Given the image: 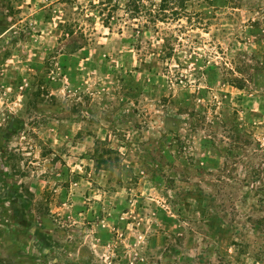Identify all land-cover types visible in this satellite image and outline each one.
I'll use <instances>...</instances> for the list:
<instances>
[{
  "label": "rangeland",
  "instance_id": "1",
  "mask_svg": "<svg viewBox=\"0 0 264 264\" xmlns=\"http://www.w3.org/2000/svg\"><path fill=\"white\" fill-rule=\"evenodd\" d=\"M113 2L0 0V264H264V0Z\"/></svg>",
  "mask_w": 264,
  "mask_h": 264
},
{
  "label": "trees",
  "instance_id": "2",
  "mask_svg": "<svg viewBox=\"0 0 264 264\" xmlns=\"http://www.w3.org/2000/svg\"><path fill=\"white\" fill-rule=\"evenodd\" d=\"M121 1V2H120ZM185 0H159V2L154 6V4L149 3V5H153L154 8L150 6H145L141 0H114L113 4H111V8L115 6L122 5L126 13H130L134 19H138L140 12L144 9L145 19L140 23V26H147L148 23L155 25L157 21H166V19L179 20L180 15L184 12V4ZM121 3V4H120ZM186 17V16H185ZM188 19V17H186ZM166 56L170 57V54Z\"/></svg>",
  "mask_w": 264,
  "mask_h": 264
}]
</instances>
